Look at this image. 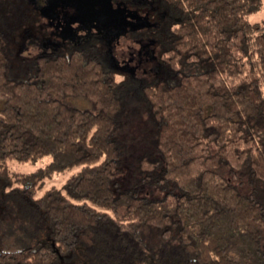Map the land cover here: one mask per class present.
I'll use <instances>...</instances> for the list:
<instances>
[{"label": "trees", "instance_id": "obj_1", "mask_svg": "<svg viewBox=\"0 0 264 264\" xmlns=\"http://www.w3.org/2000/svg\"><path fill=\"white\" fill-rule=\"evenodd\" d=\"M163 2L158 73L120 81L95 44L12 74L34 16L0 0V178L28 196V238L50 227L0 249V264H65L80 244L79 264H264V25L250 18L262 0ZM133 114L146 115V148L121 187ZM46 156L48 176L80 170L39 196L34 175L14 185L12 162Z\"/></svg>", "mask_w": 264, "mask_h": 264}, {"label": "flooded vegetation", "instance_id": "obj_2", "mask_svg": "<svg viewBox=\"0 0 264 264\" xmlns=\"http://www.w3.org/2000/svg\"><path fill=\"white\" fill-rule=\"evenodd\" d=\"M27 8L34 20L23 31L42 46V55L95 44L122 76L158 73L169 14L163 0H27Z\"/></svg>", "mask_w": 264, "mask_h": 264}, {"label": "rangeland", "instance_id": "obj_3", "mask_svg": "<svg viewBox=\"0 0 264 264\" xmlns=\"http://www.w3.org/2000/svg\"><path fill=\"white\" fill-rule=\"evenodd\" d=\"M260 6L261 7L255 11L250 18L252 22H259L264 25V0H262V4ZM26 37L25 32L21 33L20 36L17 37L15 45L16 50L13 55H23L28 64L25 65L21 64L20 61H16L11 72L12 74L25 76L32 72L34 62L33 57L39 54V50L42 49V46L37 44V40ZM118 78L120 81H126V79H128V77H124L120 74H118ZM132 85L134 86V89L132 88L128 93V100L131 104V108L132 106L137 105V97L139 93V90L135 87L136 84L133 82ZM131 119L132 123L129 131L122 136L124 139L127 138L130 152L125 158L123 165L124 171L118 176L119 183L123 185L121 187H126V185L128 186L132 183L135 177L133 162L136 155L146 148V144L141 143V139L146 135V115L139 114L138 116H135L133 114ZM50 162V156L28 163H19L14 161L10 164V171L12 175L11 180L15 181V186H18L19 184L22 185L24 183L20 182L21 180L17 181L21 178V176L24 174L34 175L32 180L35 179L37 181L36 186H39L37 196H39L43 193L44 189L61 187L72 174L80 170L79 167H76L72 170L54 172L48 176L45 170ZM6 182L7 181L5 179L0 178V249L17 250L26 246L35 245L39 239L46 241L45 238L49 236L50 231L49 225H45L43 232L36 235L32 239L28 238L27 235L21 231L24 227H27L26 221L28 220V213L32 210V208H29V205L31 204L28 202V199H26V197H28L26 193L19 194L13 192L10 189L11 186L5 187ZM146 189L148 190L145 193L140 192L144 195L153 196L149 194V187ZM152 193L159 196L163 195V193L159 190H153ZM84 248V244H80L76 248L78 256L73 257L65 264H79L82 259Z\"/></svg>", "mask_w": 264, "mask_h": 264}, {"label": "water", "instance_id": "obj_4", "mask_svg": "<svg viewBox=\"0 0 264 264\" xmlns=\"http://www.w3.org/2000/svg\"><path fill=\"white\" fill-rule=\"evenodd\" d=\"M108 2H110V4H111V0H108Z\"/></svg>", "mask_w": 264, "mask_h": 264}]
</instances>
